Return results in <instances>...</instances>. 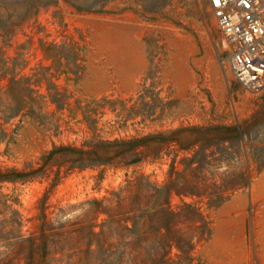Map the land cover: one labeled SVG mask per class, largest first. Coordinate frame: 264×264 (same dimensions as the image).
Wrapping results in <instances>:
<instances>
[{"label":"trees","instance_id":"obj_1","mask_svg":"<svg viewBox=\"0 0 264 264\" xmlns=\"http://www.w3.org/2000/svg\"><path fill=\"white\" fill-rule=\"evenodd\" d=\"M58 1L0 0V143L9 141L8 126L15 120L30 117L57 132L63 111L72 109L73 94L59 78L82 72L85 36L35 41L39 28L30 35L23 30L41 8ZM62 1L87 12L100 11L107 2ZM19 31L24 41L15 39ZM37 53L40 58L31 64L29 55ZM156 88L143 82L128 99H74L90 137L79 145L53 143L20 166L0 164V264H203L195 249L212 233L209 210L249 188L264 169V111L234 124H187L113 138L98 134L107 111L124 127L161 118L173 104ZM165 160L163 183L138 174L105 196L81 202L75 217L63 221L62 208L55 216L48 211L52 191L75 171ZM34 181L46 186L36 213L25 218L14 186ZM173 196L180 199L175 206Z\"/></svg>","mask_w":264,"mask_h":264},{"label":"rangeland","instance_id":"obj_2","mask_svg":"<svg viewBox=\"0 0 264 264\" xmlns=\"http://www.w3.org/2000/svg\"><path fill=\"white\" fill-rule=\"evenodd\" d=\"M38 28L35 41L38 36L58 42L69 35H84L88 43L85 65L80 74L59 78L73 94L72 109L63 111L59 130L47 129L30 117L15 120L8 126L9 141L0 143L1 165L20 166L53 143L81 144L92 132L80 120L74 99L105 95L128 99L136 96L143 82L155 84L173 105L155 121L129 122L126 127L115 123L107 111L98 122V134L113 138L187 124H234L264 111V90L246 92L229 70L207 0H107L100 11L90 12L77 11L59 0L41 8L23 30L30 35ZM15 39L24 41L26 36L19 31ZM40 56L29 55L31 64ZM167 169L168 160L75 171L52 191L48 211L55 216L62 208L58 218L67 220L79 213L84 200L105 196L138 174L163 183ZM45 186L46 182L38 181L14 186L25 218L36 213V200ZM170 202L175 206L180 199L173 196ZM209 211L213 229L197 245V259L203 264H264V169L249 188L236 191ZM31 224L26 222V226Z\"/></svg>","mask_w":264,"mask_h":264},{"label":"built area","instance_id":"obj_3","mask_svg":"<svg viewBox=\"0 0 264 264\" xmlns=\"http://www.w3.org/2000/svg\"><path fill=\"white\" fill-rule=\"evenodd\" d=\"M226 52V64L242 88L264 90V0H207Z\"/></svg>","mask_w":264,"mask_h":264}]
</instances>
